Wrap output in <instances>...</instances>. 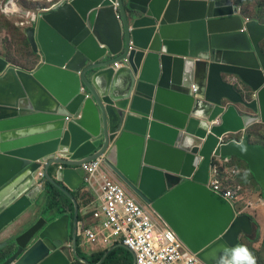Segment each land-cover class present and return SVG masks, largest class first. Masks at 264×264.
Segmentation results:
<instances>
[{
	"label": "water",
	"instance_id": "water-1",
	"mask_svg": "<svg viewBox=\"0 0 264 264\" xmlns=\"http://www.w3.org/2000/svg\"><path fill=\"white\" fill-rule=\"evenodd\" d=\"M23 33L41 64L0 58V236L37 205L39 169L76 218L68 191L104 158L202 264L241 244L248 218L205 185L214 157H235L264 188V149L244 135L264 124V25L232 0H61ZM68 222L57 207L32 214L0 242V264H88Z\"/></svg>",
	"mask_w": 264,
	"mask_h": 264
},
{
	"label": "built area",
	"instance_id": "built-area-1",
	"mask_svg": "<svg viewBox=\"0 0 264 264\" xmlns=\"http://www.w3.org/2000/svg\"><path fill=\"white\" fill-rule=\"evenodd\" d=\"M10 3H8L9 5ZM5 8L3 13H6ZM36 21L32 15L31 23ZM247 21V20H246ZM115 67L116 64H115ZM193 92L195 91L192 87ZM211 166L206 187L230 204L240 200V187L228 184L223 175L233 176L237 171L228 167L229 159L217 158ZM84 183L98 193L99 208L92 212L94 221L101 231L83 229L84 237L102 243L108 249L122 247L132 256V264H202L195 254L190 253L175 234L146 206L128 194L117 182L102 158L81 165ZM221 171V172H220ZM37 185H43V174H35ZM99 181V189L95 188Z\"/></svg>",
	"mask_w": 264,
	"mask_h": 264
},
{
	"label": "rangeland",
	"instance_id": "rangeland-1",
	"mask_svg": "<svg viewBox=\"0 0 264 264\" xmlns=\"http://www.w3.org/2000/svg\"><path fill=\"white\" fill-rule=\"evenodd\" d=\"M60 1L61 0H0V21H9L14 25L13 27L18 30V32H16L5 28L0 31V58L5 60L10 67L25 72L34 71L39 67L41 64V57L37 53H33L30 47L24 46L25 44L22 42L20 33H23V29L32 24V15L37 19V17L45 13L46 10H52ZM232 2L239 9V14L243 20L255 21L248 18V16H251L264 23V6H257L258 3L262 2L261 0H232ZM8 3L10 4L8 5ZM12 3L16 7L15 9L11 8ZM5 8H8L9 11L3 13L2 11H4ZM227 79L229 83H233L238 90L243 91L244 88L240 86L236 76L230 75ZM246 133L250 137V141L264 146L263 126L258 124L251 126ZM231 162L229 164L230 168L236 170L237 168L233 166ZM236 163L239 167L243 168L244 162L236 159ZM221 176L223 179L225 178V180H228V184H238L241 188V195L247 193L248 198L252 200V203H250L249 199L246 201L242 200L241 203L235 206V208H237L235 211L237 213L241 212V216L248 218L250 226H255L256 228L255 235L252 238L248 234L242 233L239 242L256 254L259 264H261L262 259L264 264V202L261 200V189L252 180H248L245 185L240 184L241 176L242 178L245 177L241 169L231 177L223 174H221ZM252 209L253 211L250 215L249 212ZM259 212H263L260 217L258 215Z\"/></svg>",
	"mask_w": 264,
	"mask_h": 264
},
{
	"label": "crops",
	"instance_id": "crops-1",
	"mask_svg": "<svg viewBox=\"0 0 264 264\" xmlns=\"http://www.w3.org/2000/svg\"><path fill=\"white\" fill-rule=\"evenodd\" d=\"M262 47H263V51H264V41L262 42ZM230 84L233 85V83H230ZM233 86H235V85H233ZM238 110L242 114L247 113V111L242 107H238ZM248 112H249V114H252L255 117L257 116L253 113V111L248 110ZM256 124H262V123L257 121V122L252 123L251 125L247 126L245 129L244 135H247V133H246L247 130L251 126H254ZM241 136H242V134H238L236 136H230V137H235L236 139H239ZM249 143L252 146H257V147H261L262 149H264V147L262 145L256 144L253 141H250ZM232 161L234 162L235 167L236 166L239 167L236 163L235 157H232ZM240 161H242V160H240ZM104 166L106 168H108L106 165H104ZM60 185H62V184H60ZM98 185H100L99 181H97L95 184L96 189H99ZM41 189H42L41 191L37 192V193H39V195L37 197V201H36L37 205L33 209L29 208L13 225L9 226L5 231H3V233L0 236V242L4 238H6L9 234L15 232L17 230V227H19L23 222H25L29 218L31 219L32 214H34L36 212H41L45 209L48 210V209L56 208L57 205L52 207V208L50 207V205L53 203V201H55L57 204H59L62 207V208H60V210L58 209L59 212L62 215H67L69 217L68 234H69V236H72V235L75 236L76 254L78 255L79 259L84 260L88 264H102L104 262V259L109 254L107 252L108 247L101 244L100 242H97L98 240L91 243V242L87 241L86 238H83L81 235L78 234L79 229L90 230L91 232H94V230L96 229L97 231H99V233L101 232L98 228V223H101L102 220H98L97 221L98 223H97L96 221L92 220V218H91L92 212L95 211L96 209H98L99 205H100L99 200L97 198V196H98L97 191L95 192L93 189H90V187L88 185H86L85 183L83 184V186L81 188L77 189L76 191H68L70 193L71 197L73 198V200L75 201V204H76L77 209H78V216L75 218L74 203H72L73 204V210H70L68 204L64 200L65 198H67L64 194H62L60 191H58L55 188L58 192H56L52 195H49L48 193L44 192V190H43V189H45V185ZM260 189L264 190V188H261V187H260ZM39 190H40V188H39ZM241 198L244 201L249 199L250 203H252V200H251V198H248L247 193H245L244 195H241ZM261 200L264 202V199L261 198ZM252 211H253V209L249 212L250 215H251ZM262 213L263 212L258 213L259 217ZM247 224L249 225V226H247L248 231H247V233L244 231V234H246V235L248 234L252 238L255 235L256 228H255V226H250V223H248V222H247ZM104 248H105V250H103ZM118 248H122V247H118ZM114 249L115 248H111L110 251H112ZM122 249H124V248H122ZM100 254H104L102 257V259L105 257L103 259V261L101 262L102 259H100L97 263H93L95 260H97V257ZM74 261H78V260L73 259L71 263H73ZM82 264H84V263H82Z\"/></svg>",
	"mask_w": 264,
	"mask_h": 264
},
{
	"label": "trees",
	"instance_id": "trees-1",
	"mask_svg": "<svg viewBox=\"0 0 264 264\" xmlns=\"http://www.w3.org/2000/svg\"><path fill=\"white\" fill-rule=\"evenodd\" d=\"M261 1L262 2L261 3H258L257 6H264V0H261ZM248 18L249 19H253L255 21H258V22L264 24L262 21H260L258 19H255V18H253L251 16H248ZM13 26L14 25L11 24L9 21H4V22L3 21H0V31L3 30V29H5V28H7L8 30H14V31L18 32V30L16 28H14ZM20 36L22 37V42L25 44L24 46L30 47V45L28 44L27 38L24 35V33L21 32L20 33ZM261 48L263 49L262 44H261ZM30 49H31V47H30ZM258 125L264 127V124H258ZM246 138L248 140L250 139V137L248 135H246ZM249 142H250V140H249ZM256 144H259V143H256ZM260 145H262V144H260ZM231 161H232V159H231ZM231 163L234 166L233 161ZM236 168L239 171L241 169L242 172L245 174V177L244 178H242V176H241L240 184L245 185V183L248 180H252L258 186V183L255 181L253 175L249 172V170L247 168V165L245 163H243V168L237 167V166H236ZM246 173H247V175H246ZM44 192L48 193L49 195H52V194H54V193H56L58 191L52 185H50L49 183L46 182ZM261 198L264 199V190L263 189L261 190ZM64 200L68 204L70 210H73V204H72V202L68 198H65ZM56 205H57V208L59 210H60V208H62L55 201H53V203L50 205V207L52 208V207H54ZM103 255L104 254L98 255L97 260H95L93 263H97L100 259H102ZM71 264H82V263H80L79 261H74ZM102 264H132V256L127 251H125L124 249L117 248V249L113 250L111 253L108 254V256L104 259V262ZM261 264H263V259L261 261Z\"/></svg>",
	"mask_w": 264,
	"mask_h": 264
},
{
	"label": "clouds",
	"instance_id": "clouds-1",
	"mask_svg": "<svg viewBox=\"0 0 264 264\" xmlns=\"http://www.w3.org/2000/svg\"><path fill=\"white\" fill-rule=\"evenodd\" d=\"M39 17V16H38ZM37 17V18H38ZM37 20V19H36ZM31 26V25H30ZM246 136V135H245ZM249 142V141H248ZM187 143L189 144V145H191L192 144V140H188L187 141ZM250 144V143H249ZM217 158H220V157H214L213 159H212V164H211V166L212 165H214L215 164V160L217 159ZM103 159V158H102ZM221 159H223V158H221ZM228 159V158H227ZM231 159L232 158H230L229 159V163H228V167H230L229 166V164H230V162H231ZM237 159V158H236ZM240 160V159H239ZM105 165V164H104ZM211 168V167H210ZM248 168V167H247ZM39 170H41V169H39ZM42 171V170H41ZM236 171L238 172L239 170L238 169H236ZM221 172V171H220ZM209 173H210V170H209ZM36 174V173H35ZM42 174H43V172H42ZM221 174H222V172H221ZM112 175H113V173H112ZM113 177L115 178V176L113 175ZM34 178L36 179V177H35V175H34ZM208 179H209V177H208ZM44 182H43V185L41 186V187H39L38 185H37V179H36V188L38 189V192L39 191H41L42 189L41 188H43L44 187V185L46 184V180H45V178H44V176H43V179H42ZM115 180H116V178H115ZM117 181V180H116ZM117 182H119V181H117ZM208 182V181H207ZM48 183V182H47ZM120 183V182H119ZM84 184V183H83ZM120 184H122V183H120ZM123 185V184H122ZM207 185V184H206ZM205 185V186H206ZM259 185V184H258ZM124 186V185H123ZM234 186H238L239 187V185H237V184H234ZM39 188H40V190H39ZM124 188H125V186H124ZM207 188V187H206ZM126 189V188H125ZM44 190V189H43ZM210 190V189H209ZM240 190H241V188H240ZM126 191H127V189H126ZM211 191V190H210ZM128 192V191H127ZM213 192V191H212ZM128 194H130L129 192H128ZM216 194V193H215ZM131 195V194H130ZM218 195V194H217ZM131 196H133V195H131ZM134 197V196H133ZM221 197V196H220ZM135 198V197H134ZM136 200H137V198H135ZM138 201V200H137ZM139 202V201H138ZM228 202V201H227ZM240 202H242V198H241V193H240V200H239V202H237L236 204H232L233 206V210H234V212H235V215L236 216H238V217H240L241 216V212H239V213H237L235 210H237V208H235V206L238 204V203H240ZM140 203V202H139ZM229 203V202H228ZM140 204H142V203H140ZM143 205V204H142ZM143 206H145V205H143ZM148 208V207H147ZM157 217V216H156ZM91 218H92V215H91ZM93 220V219H92ZM160 220V219H159ZM161 221V220H160ZM83 229H79V231H78V234L79 235H81L83 238H85L84 237V235L82 234V231ZM176 236V235H175ZM241 236V235H240ZM240 239V238H239ZM87 240V239H86ZM179 240V239H178ZM88 241V240H87ZM90 242V241H89ZM102 244V243H101ZM184 246V245H183ZM117 249V248H116ZM103 250H105V248L103 249ZM107 250V249H106ZM115 250V249H114ZM125 250V249H124ZM113 251V250H112ZM112 251H110V249H108L107 250V252L108 253H111ZM190 252V251H189ZM253 252V251H252ZM252 252L249 250V248H247V246H245V245H242V244H237V245H231V246H224L220 251H219V253H218V255H217V257H216V259H215V264H257V262H256V259H255V257L253 256V254H252ZM191 253V252H190ZM193 254V253H192ZM196 255V254H195Z\"/></svg>",
	"mask_w": 264,
	"mask_h": 264
},
{
	"label": "bare ground",
	"instance_id": "bare-ground-1",
	"mask_svg": "<svg viewBox=\"0 0 264 264\" xmlns=\"http://www.w3.org/2000/svg\"><path fill=\"white\" fill-rule=\"evenodd\" d=\"M11 8H12V9H15V8H16L15 5H14L13 3L11 4Z\"/></svg>",
	"mask_w": 264,
	"mask_h": 264
}]
</instances>
